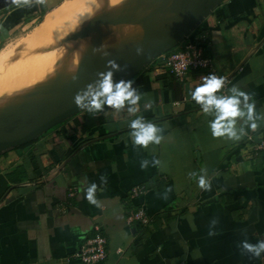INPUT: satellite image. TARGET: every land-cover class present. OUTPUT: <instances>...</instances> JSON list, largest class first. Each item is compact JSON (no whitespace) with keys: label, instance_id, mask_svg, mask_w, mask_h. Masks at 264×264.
I'll list each match as a JSON object with an SVG mask.
<instances>
[{"label":"crops","instance_id":"obj_1","mask_svg":"<svg viewBox=\"0 0 264 264\" xmlns=\"http://www.w3.org/2000/svg\"><path fill=\"white\" fill-rule=\"evenodd\" d=\"M70 1L0 0V49L37 15ZM87 1L79 15L103 2ZM201 38L213 73L191 71L179 83L159 56L124 80L138 104L82 110L0 153V264H82L76 254L96 233L106 239L104 264H264V254L240 247L264 239V153L251 148L264 137V0L220 1L183 42ZM210 74L225 79L218 94L237 86L255 103L258 127L237 118L239 141L214 138V115L191 98ZM136 119L159 129V144H134ZM202 175L210 190L198 186ZM92 184L95 205L85 198ZM135 187L145 193L131 199ZM139 209L148 225L128 226L126 216Z\"/></svg>","mask_w":264,"mask_h":264},{"label":"rangeland","instance_id":"obj_2","mask_svg":"<svg viewBox=\"0 0 264 264\" xmlns=\"http://www.w3.org/2000/svg\"><path fill=\"white\" fill-rule=\"evenodd\" d=\"M182 2L183 0H118L116 3H110L108 0H103V2L97 3V7L91 10L93 13L86 12L83 14V17L76 14L75 20L77 19V22L72 28L69 29L62 24L59 32L62 37L66 36V47L69 43H74L77 40L78 42L83 41L87 37L88 43L86 48L81 51V55L75 54L74 58L71 56L72 51H68L66 47L65 52L69 55L62 54L64 53L63 48L54 50V52L49 50L46 54L36 56L34 55L37 50L33 52L29 50L22 59L28 63V68L31 71V77L29 82H27L29 87L28 97L32 95L30 93H36L46 88L45 91L49 93L46 94L47 97L44 101L50 100L51 96L55 94L57 100L55 107H57L66 98L64 94L65 89L79 69L86 67L90 73L108 72L111 70L107 66L108 61L111 60L116 63L134 50V47H130V45V48L125 50L122 49V46L124 43L136 40L137 33L139 37L149 33L148 37L153 41L165 39L164 26L173 22L178 17L177 15H182L180 12ZM44 14L45 11L42 15H37L31 25L26 28L16 30L0 50H4L9 45H16L36 26H39L45 17ZM88 15L101 18V27L97 26L90 32L83 34L90 27V25L86 26L82 30L83 25H85L86 16ZM95 22L97 21H94L92 24L95 25ZM92 24L91 26L93 27ZM102 27L105 28L101 29ZM132 73L131 71L121 75L115 83L124 81ZM98 80L99 77L97 75L89 85L95 86ZM38 82L41 83L38 84ZM62 93L63 97H60ZM17 102L15 100H6L2 107L0 105V112L7 115L6 120L16 110ZM5 105L7 109H3ZM51 108H47L46 110L48 111ZM54 108L50 111H53Z\"/></svg>","mask_w":264,"mask_h":264},{"label":"clouds","instance_id":"obj_3","mask_svg":"<svg viewBox=\"0 0 264 264\" xmlns=\"http://www.w3.org/2000/svg\"><path fill=\"white\" fill-rule=\"evenodd\" d=\"M17 2L20 3L21 0H17ZM23 2L26 4L28 0H23ZM137 54H141L140 49H137ZM107 66L113 71L118 70V65L114 61H108ZM113 71L98 73V83L95 86L88 85L83 92L78 93L74 97L75 105L81 110L95 115L102 112L105 107L118 110L123 108L126 103L128 105L138 104L141 97L132 87L133 82L120 81L114 83ZM73 79H76L75 75H73ZM224 85L225 79L223 77L210 74L204 77L203 83L191 93V98L197 104L203 106L205 114L214 115L215 118L209 123V128L214 138L226 137L229 140L239 141L242 139L243 129H240L241 135H238L236 129L237 118L243 119L246 117L245 122L251 130L255 131L258 127L256 121L260 117L256 115L255 103H248L251 96L239 91L237 86L230 88L233 95L218 94L221 93ZM242 102L244 105L243 110L241 109ZM130 110L132 112L137 111L136 108H131ZM130 127L135 130L132 133L135 145L147 148L150 143H160V138L156 135L159 129L153 124H146L142 119H136L131 123ZM198 186L203 190H210L211 182L206 175H202L198 177ZM96 192L97 185L92 184L87 188L85 195L88 202L94 205L97 204ZM240 247L254 257L261 258L262 254H264V239L258 240L255 244L245 240Z\"/></svg>","mask_w":264,"mask_h":264},{"label":"bare ground","instance_id":"obj_4","mask_svg":"<svg viewBox=\"0 0 264 264\" xmlns=\"http://www.w3.org/2000/svg\"><path fill=\"white\" fill-rule=\"evenodd\" d=\"M84 3L88 4L90 1L72 0L59 8L53 9L51 12L45 15L39 26H36V28L24 36L16 45H9L4 50H0V105L2 107L6 100L18 101L16 110L7 118V120V115L0 112V139L2 137H9V135L20 130L28 123L35 122L37 119L45 117L52 112L50 110L55 107L57 100L54 94L51 96L50 100L44 101L47 97L46 94L49 93L45 91L46 88L36 93H30L32 95L28 97L29 87L27 82H29L31 77V71L28 68V63L22 59L29 50L31 52L37 50L34 55L36 56L40 54H46L49 52V50L54 52V50H60L63 48L64 53L62 54L69 55L65 52V47L67 44L66 36L62 37L59 29L62 24H64L69 29L72 28V26L77 22V19L75 20V16L76 14L79 15L78 11L84 10L82 6ZM205 3H207V1ZM93 16L94 15L86 16L84 22L85 25H83L82 30L86 28V26L90 25V27L87 28L83 34L90 32L97 26L101 27V18ZM177 16L178 17H176L173 22L164 26L166 34L165 38H168L170 35H172L176 26L182 22L183 15ZM94 21H97L95 22V25L92 24ZM103 28L105 27H102L101 29ZM148 35L149 33H146L142 37H139V34L137 33L135 37L136 40L124 43L122 49H129L132 46L134 47V50L128 55L132 54L139 46L141 40L144 37H148ZM87 43L88 39L86 37V39L83 41L78 42L77 40L74 43H69L66 49L68 51H72L71 56L74 58L75 54L81 55V51L86 48ZM40 83L41 82H38V84ZM60 97H63V93ZM50 107L52 108L47 111L46 109ZM3 109H7L6 105Z\"/></svg>","mask_w":264,"mask_h":264},{"label":"water","instance_id":"obj_5","mask_svg":"<svg viewBox=\"0 0 264 264\" xmlns=\"http://www.w3.org/2000/svg\"><path fill=\"white\" fill-rule=\"evenodd\" d=\"M207 1V3H205ZM222 0H183L180 12L183 15L182 22L176 26L172 35L168 38L155 40L144 37L137 49L141 54H137V49L127 57L117 61L118 70L113 71V82L121 75L127 72H135L142 69L151 60L161 56L163 53L176 48L186 36L195 28V26ZM98 72L90 73L86 67H83L75 74L76 79H72L65 89V99L53 109V111L37 119L35 122L28 123L20 130L12 133L9 137L0 139V153L20 147L42 134L48 132L54 127L65 122L72 116L82 110L74 103V97L85 90L87 85L97 77Z\"/></svg>","mask_w":264,"mask_h":264},{"label":"built area","instance_id":"obj_6","mask_svg":"<svg viewBox=\"0 0 264 264\" xmlns=\"http://www.w3.org/2000/svg\"><path fill=\"white\" fill-rule=\"evenodd\" d=\"M204 43V38L193 39L186 43L180 42L176 48L160 56L162 68L179 83H182L191 71L205 70L213 73L212 60L204 55ZM251 148L255 152L264 153V137L255 140ZM74 193L75 188H72L69 195L72 197ZM144 193V187H135L131 190L130 197L134 199ZM125 222L128 226L134 225V223L146 226L149 223V218L145 211L139 209L129 213ZM76 256L82 264H104L106 257L105 237L96 233L80 247Z\"/></svg>","mask_w":264,"mask_h":264},{"label":"trees","instance_id":"obj_7","mask_svg":"<svg viewBox=\"0 0 264 264\" xmlns=\"http://www.w3.org/2000/svg\"><path fill=\"white\" fill-rule=\"evenodd\" d=\"M48 12H49V11H48ZM48 12H47V13H48ZM47 13H46V14H47ZM17 171H19V172H20V171H22V169H21V168H19V169H17ZM18 182H19V180H18Z\"/></svg>","mask_w":264,"mask_h":264}]
</instances>
